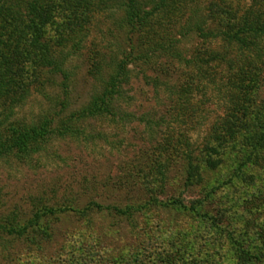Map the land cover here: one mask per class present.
Returning a JSON list of instances; mask_svg holds the SVG:
<instances>
[{
	"label": "rangeland",
	"instance_id": "rangeland-1",
	"mask_svg": "<svg viewBox=\"0 0 264 264\" xmlns=\"http://www.w3.org/2000/svg\"><path fill=\"white\" fill-rule=\"evenodd\" d=\"M212 1L225 2L239 13L252 3L198 0L174 6L169 16L144 37H133V61L117 96L115 116L68 122L75 132L49 138L30 156L0 155V264H164L160 259L166 250L177 246L189 250L186 261L190 263L202 258L205 264H232L227 258V242L213 232L218 229L209 219L156 206L129 216L111 209L147 197L145 172L161 155L173 152L172 136L184 135L194 154L210 139L219 154L230 147L231 142L223 147L214 137L216 129L221 136L233 134L225 131L226 122L231 121L226 81L240 65L246 68L256 56L257 47L264 48V43L248 52L224 37L200 38L191 29L192 23L202 24ZM206 22V27H216ZM65 31L62 47L58 45L66 56L64 74L40 68L42 83L27 88L25 98L14 104L10 120L29 124L52 113L66 120L71 112L87 104L112 72L110 66L130 51L129 30L121 10H97L80 33ZM168 37L179 40L181 56L188 62L169 56L157 58L158 53H151V60L138 57V50L145 51L151 41ZM232 64L234 69L230 71ZM182 90L187 92L178 99ZM258 95L264 97V77ZM251 159L254 161V157ZM256 160L258 165L246 164L241 167L243 175L235 177L230 175L237 162L228 157L225 165L203 171L204 182L186 188L181 185L185 178L182 161L175 160L166 171L163 189L158 191L156 169L151 185L162 199L183 190L181 198L187 204L210 185L216 186L212 203L203 210L212 215L224 212L223 221L215 219L223 231L232 228L227 226L229 220L239 221L232 208L226 214L225 208L233 200L241 202L257 190L264 191L263 155ZM90 202L104 208L84 209ZM44 206L57 210L51 214L41 211V218L23 235L8 234L4 229L14 222L25 223ZM260 210L259 216L264 217V208Z\"/></svg>",
	"mask_w": 264,
	"mask_h": 264
},
{
	"label": "trees",
	"instance_id": "trees-1",
	"mask_svg": "<svg viewBox=\"0 0 264 264\" xmlns=\"http://www.w3.org/2000/svg\"><path fill=\"white\" fill-rule=\"evenodd\" d=\"M194 1L198 0H0V155L15 153L30 156L41 149V145L49 138L65 137L75 132L69 124L67 125L68 122L94 116H115L118 107L117 96L121 94L123 82L127 79L128 65L133 61L135 50L133 37L138 36L137 39L144 37L154 26L169 16L174 6L180 7L182 4ZM105 8L123 12V19L130 35L128 36L130 51L124 59L110 66L112 72H109L107 78L103 80L100 89L90 96L87 104L71 112L66 120H60L59 113L42 116L39 121L29 124L20 120H10L9 115L14 104L25 98L27 88L32 84L42 83L40 68L54 74L57 72L64 74L66 56L58 50V45L62 47L63 31L80 33L92 14ZM208 11L205 19L202 20L204 25L200 24L201 22L192 23L191 29H195L200 38L224 37L228 42L236 43L240 50L248 52L253 50L252 47L256 50L257 46L264 43V0H252L249 7L241 13L225 2L212 1L208 5ZM206 20L216 27H206ZM189 21L190 18L186 20L187 23ZM53 33L56 34L52 35ZM177 42L179 40L172 37L151 41L145 51L138 50V57L147 60L152 57L151 53H158L157 58L169 56L188 62V59L182 58ZM259 62L264 65V48L261 46L257 47L256 56L249 61L246 68L240 65L236 77L235 72H230L227 78V86L230 87L227 99L231 109L228 119L231 121L226 122L225 131H232L233 134L221 136L217 129L214 132L215 139L217 138L221 145L224 144L223 147L231 142L227 151L225 149L219 154L218 148L211 144L210 139L199 153L194 154L189 149V141L184 135L172 136L170 140L174 141L173 152L161 155L150 171L145 172L143 183L149 193L147 197L141 202L125 204L122 208L108 206L107 209L111 208L117 213L128 216L151 210L154 206L192 212L199 218L211 220V225L218 229L213 232L227 242V250H229L227 258L232 264H264V217L259 216L260 209L264 208V191L257 190V194L241 202L233 200L225 208L226 214L232 208L239 221L229 220L227 226L232 228L226 227L222 231L215 219L223 221L224 212L212 215L203 210L206 205L212 203L216 186L208 184V190L187 204L181 198L183 190L176 196L162 199L156 196L157 191L154 192L151 185L154 183L152 179L155 178V182L160 181L158 191L163 189L166 171L175 160L177 163L182 161L185 178L181 185L184 188L190 184L204 182L203 171L225 165L228 157H233L237 162L230 176L243 175L244 170L241 167L248 163L259 164L256 160L258 155H263L264 158V97L258 95L263 82L264 67H261ZM231 69H234L233 64L229 66L230 71ZM186 92L180 91L178 99ZM54 120L59 122L54 124ZM210 138H213V135H210ZM253 157L254 161L251 159ZM154 169L156 176L152 178ZM67 207L72 210L71 206ZM102 208L104 207L101 204L95 202H90L84 207L95 210ZM56 210L57 208L52 206L38 208L25 223L14 222L15 225L4 229L8 234L23 235L29 225L38 222L41 211L51 214ZM238 211L240 212L237 213ZM228 216L230 219L231 216ZM186 251L184 247L177 246L166 250L160 260L164 264H205L202 258H194L191 263L186 261L189 250Z\"/></svg>",
	"mask_w": 264,
	"mask_h": 264
}]
</instances>
